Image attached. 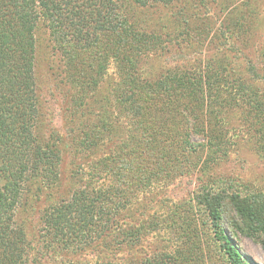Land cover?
Wrapping results in <instances>:
<instances>
[{
	"label": "rangeland",
	"instance_id": "1",
	"mask_svg": "<svg viewBox=\"0 0 264 264\" xmlns=\"http://www.w3.org/2000/svg\"><path fill=\"white\" fill-rule=\"evenodd\" d=\"M114 3L134 28L162 38L163 49L140 55L143 60L153 57L156 70L144 69L140 73L145 67L143 62L103 58L96 48L74 47L80 56L72 62L64 24H54L53 37L48 21L38 14V55L44 52L48 60L36 70L37 119L33 134L58 149L61 159H54V167L46 175L39 174L35 180L22 181L20 185V190L25 189L28 194L16 202L19 206L15 218L28 226L26 238L34 239L35 248L44 254L43 260L55 264L85 263L104 256L120 259L124 264H138L155 254L162 255L165 264H228L202 204L209 189L221 191L226 197L221 206V222L242 259L249 264H264L258 237L232 228L226 203L229 194L237 189L253 198L264 195V125H258L264 119L258 115L254 120L249 105L239 103L240 108H235L225 90L222 95L228 103L214 104L207 99L199 114L224 143L210 146L203 141L204 146L187 157L179 148L185 123L174 108L180 106L179 95L185 94L183 86L170 91L173 119L167 123L170 131L179 135L170 140L173 146L162 150L149 148L155 143L152 135L148 137L146 133L145 140L139 137L142 128L133 118L138 116L144 126L152 115L140 108L146 115L144 123L143 116L130 112L119 96L126 88L124 81H130L128 89L137 86L142 91L143 87H153L157 78L163 76V86L170 88L174 79L164 76L168 72L176 77L184 74V78L207 89L206 76L212 71L218 73L219 82H213L215 88L229 87L237 76H242L262 96L264 80L248 78L245 57L264 75V0H174L150 9L133 0ZM132 8L136 9L134 14ZM252 9L255 13L250 21L240 18L241 13L245 15ZM221 26L230 30L232 45L224 42ZM239 50L242 56L238 55ZM152 95L145 99L151 101ZM241 95L242 92L235 94L237 102ZM166 109L167 106L164 113ZM227 113L236 114L228 120ZM193 137L196 142L202 141L199 136ZM62 140L67 149L63 150ZM94 141L100 144L94 147ZM39 185L42 194L34 198L29 190ZM79 188H94L119 201L118 211L112 216L115 225L112 223L103 241L88 248H61L53 237L47 242L43 238V242L40 233L44 210L53 202L68 199ZM260 217L263 221V212ZM115 239L122 243L114 249Z\"/></svg>",
	"mask_w": 264,
	"mask_h": 264
},
{
	"label": "trees",
	"instance_id": "2",
	"mask_svg": "<svg viewBox=\"0 0 264 264\" xmlns=\"http://www.w3.org/2000/svg\"><path fill=\"white\" fill-rule=\"evenodd\" d=\"M133 1L150 9L159 8L161 4H168L174 0ZM135 10H132L133 14ZM153 12L151 10L150 13ZM254 13L255 10L252 9L245 15L241 13L240 18L250 21ZM38 14H42L50 24L48 28L52 30L53 37L54 24L57 22L64 24L66 31L63 34L70 44L69 59H72V62L80 56L73 50L74 47L80 50L96 48L100 52L99 56L103 58L112 56L120 62H143L145 67L139 68L140 73H143L144 69L154 70L155 66L153 57H145L143 60L140 55L157 48L163 49L162 38L155 33L140 32L134 28L135 25L129 22L128 16L120 13L114 0H0V158L2 157L0 160L2 163L0 166V264H55L41 258L44 254L40 248H35L34 239L26 238L25 226L26 228L28 226L15 218V212L19 206L16 202L21 200L23 195L28 194L27 190H20L22 181L29 182L35 180L34 178H37L39 174L46 175L54 167V159L57 158L59 161L61 159L58 149L45 141H40L33 134L37 119L36 70L37 66L41 67L42 61L48 60L46 53L42 52L41 56L38 55L35 34ZM224 30V26H221L220 32L224 42L232 45L230 30ZM61 45L64 46V44ZM238 55L242 56L240 50ZM160 60L158 59L161 63ZM245 63L248 78L264 80V75H260L246 57ZM49 71L48 68V74H50ZM212 72L206 76L207 89L203 88L202 84L184 78L186 77L184 74H177L179 76L176 77L171 72L164 74L174 79V85L170 88L163 86L165 80L163 76L157 78L153 87H143L142 91L137 86L128 89L130 81L123 82V87L126 84V88H122L119 96L128 104L130 112L140 116L142 115L140 108L143 107L145 114L152 115L149 123L144 126L138 120V116L133 117L142 128L140 133L143 135L139 134V137L145 140L144 136L146 137L148 133V137L152 135L155 138V143L149 144L150 149L154 150L157 147L162 150L168 146L171 147L170 140L176 139L175 137L179 135L175 131H170L167 124L173 119L170 103L174 101L170 99V91L173 93L179 86L185 88V94L179 95L177 104L180 106L175 105L174 108L180 111L185 123L184 132L179 135L183 141L179 148L187 157L202 148L203 141L207 142L205 145L210 146L224 143L211 128H208L199 114L207 99L214 104L228 103L227 98L222 95L225 90L227 92L224 93L234 102L235 108H240L239 103L243 106L249 105L252 112L249 111V113L254 120L259 117L258 115L264 119V97H262L264 93L259 96L257 88H252L242 76H237L229 87L223 85L217 89L213 82H219L216 77L218 73ZM236 92H242L241 97H237L239 102L236 101ZM150 95L152 100L148 102L145 96ZM165 106H167L166 113L163 112ZM145 114L142 115L144 123L147 122ZM234 114L227 113L225 116L228 120H232ZM262 124L264 125V123H258V125ZM98 130L99 128L97 132ZM193 136L201 137L202 141H194ZM62 143L63 150L67 149V143L64 144L63 140ZM98 144L100 143L93 142L94 147ZM140 145L143 146V143ZM132 151L135 152V150ZM164 153L165 151L161 154ZM170 154L173 156L172 153ZM3 176L8 177L2 179ZM41 189L39 185L29 190V193L33 192V197L37 198L42 194ZM225 198L221 191L207 189L206 194L203 195L202 204L228 264H249L242 259L239 250L224 232L221 206ZM227 199L228 221L232 228L258 237L264 250V220L262 221L260 217V213H264V195L253 198L243 189H237L229 194ZM118 202L94 188L76 189L68 199L53 202L44 210L41 217L42 232L40 231L42 240L44 238L47 242L49 237H53L60 243L61 248L74 247L75 250L88 248L91 244L93 246L94 243L103 241L108 235L112 223L114 224L112 216L118 211ZM121 243L122 240L115 239L114 249ZM70 264L124 263L120 259L104 256L94 261ZM138 264H165V259L162 255L155 254Z\"/></svg>",
	"mask_w": 264,
	"mask_h": 264
}]
</instances>
